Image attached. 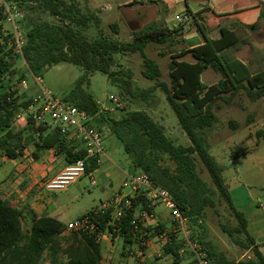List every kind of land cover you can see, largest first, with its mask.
I'll use <instances>...</instances> for the list:
<instances>
[{
	"label": "trees",
	"instance_id": "16d2710c",
	"mask_svg": "<svg viewBox=\"0 0 264 264\" xmlns=\"http://www.w3.org/2000/svg\"><path fill=\"white\" fill-rule=\"evenodd\" d=\"M5 2L18 10L23 5L43 8L62 20L59 24L39 22L27 30L22 59L36 77L60 63L81 67L82 76L63 100L93 117L100 113L97 99L88 89L93 74L101 72L112 78L116 75L112 70L115 55L140 53L144 61L143 75L149 80H155L157 87L166 93L167 101L191 143L188 146L176 145L165 134L162 126L143 111H132L120 119H109L111 133L121 141L125 153L132 159L135 171L146 173L159 187L170 192L180 209L190 219L193 240L201 246L214 264H264V254L248 231L245 214L234 205L223 176V167L206 147L203 136V131L217 121L213 104L218 99L231 100L241 90H245L252 100L264 97V70L252 73L243 61L224 57L225 51L238 45L240 41L236 31L221 28L220 38H206L203 45L189 50L195 59L193 63L178 60L185 52L178 56L173 55L169 64V85L159 80L162 74L160 65L147 55L146 48L150 43L172 45L171 40L177 30L164 25H149L134 31L132 40L128 42L104 37L90 39L84 31L91 21L95 20L99 24L100 19L94 14H82L79 10L75 12V6L68 4L67 0ZM20 11L22 12V9ZM261 16V13L257 14L255 21ZM3 19L1 7L0 151L9 159H16L24 154L29 144L34 143L35 158H38L41 152L52 149L65 154L69 163L86 158L82 143H68L59 130L35 126L31 116L28 118V125L33 127L30 128V134H24L27 130H15L13 127L15 117L28 109L34 99L21 102L11 85V75L14 73L12 59L21 56L14 50L12 34H3ZM247 25L254 27V24ZM112 27L116 28V25ZM203 35L206 37L204 32ZM208 67L222 73V79L212 85L203 83L201 74ZM7 76L10 78L6 80ZM22 79L23 76L19 80ZM142 93L149 91L141 92L139 96ZM225 93H229L227 98ZM104 121L103 117L98 120L96 118L93 125L100 129ZM196 154L207 168L214 187L200 176ZM164 155L169 157L174 166L162 162ZM238 156L235 152V157ZM99 165L93 158L86 159L87 173L96 171ZM218 196L228 203L236 219L235 225L221 224L222 230L237 246L245 250L253 249L255 258L229 260L210 242H206L207 228L204 223L207 211L215 209ZM140 199L141 203L138 202ZM133 201V205L127 208L125 214L117 221L116 231L112 226H107L112 217V209L100 214L96 222L103 229L108 228L115 236H120L125 244L139 246L142 239L150 240L152 230H158L157 235H162L167 226L163 223L147 228L142 226L139 232H135L131 224L132 219L140 210L145 209L147 203L143 196L135 197ZM139 203L140 209L136 210ZM31 216V226L25 230L23 211L0 198V264H42L45 259L51 264H100L102 256L99 242L77 233L66 235L65 225L55 218L38 216L34 212ZM182 247L180 239L174 236L166 237L162 255L172 257L170 264H180L183 258L180 255ZM188 264H192V261Z\"/></svg>",
	"mask_w": 264,
	"mask_h": 264
},
{
	"label": "rangeland",
	"instance_id": "374dc122",
	"mask_svg": "<svg viewBox=\"0 0 264 264\" xmlns=\"http://www.w3.org/2000/svg\"><path fill=\"white\" fill-rule=\"evenodd\" d=\"M205 1L67 0L68 4L75 6V12L79 10L82 14H94L100 19L99 24L93 20L85 29L84 33L90 39L104 37L128 42L132 40L134 31L149 25H164L177 30L172 37V45L165 44L163 46L150 43L146 48L147 55L160 65L162 74L159 80L169 85L170 50L179 54L181 50H187L191 45L203 41L204 35L203 32H200L201 30L204 29L211 36H217L222 26L227 27V29H235L240 39L238 45L225 51L224 57L243 61L255 73L263 71L264 21L261 22L260 19L255 21L254 18L246 20L245 16L241 17L237 14L226 13L222 16L213 12L205 13V7H203ZM21 9L19 10L20 16L16 17V24L24 38L25 32L36 23H62V20L43 8H31L23 5ZM188 12L192 13L189 20L180 21L177 19V16H183ZM63 22L67 21L63 20ZM2 23L4 24V35L12 34V26L5 19L2 20ZM114 24L116 28L112 27ZM247 24H254V28ZM161 52L164 55H161ZM184 59L192 60V57L187 55ZM12 61L14 73L11 75L12 83H10L16 90V95L20 97L21 102H27L32 98L36 99L41 95V85L55 97L63 100L83 74V69L79 66L60 63L48 68L39 77H36L28 70L27 64L21 57L15 56ZM112 70L116 72L114 77L110 78L104 73L96 72L88 85L89 91L96 97L100 107V113L93 117V122H96V118L97 120L101 117L105 118L100 126L104 135L105 156L102 158V165L99 170L93 174L97 185H91L88 176H84L63 191L48 192L44 185L41 187L46 192L47 199L52 200L53 205L65 213V221L75 220L76 217L99 208L102 203L109 199V195L123 187L127 178L126 174L129 171H135L132 159L125 153L121 141L111 133L109 119H120L129 112L143 111L162 126L165 134L176 145L188 146L191 143L181 128L176 113L167 101L166 93L157 87L155 80H149L143 75L144 61L140 53L127 52L115 55ZM22 76L23 79L19 80ZM222 77V73L208 67L202 74V81L207 85H212L221 80ZM9 78L7 76L6 80ZM38 80H41L42 84H39ZM23 81L27 82V88L22 86ZM148 91L149 93H142L139 96V93ZM228 94L225 93L224 96L227 98ZM213 110L217 116V121L212 127L203 131L205 145L223 167V176L234 205L245 214L248 220V231L255 238L264 254V97L252 100L245 90H241L231 100L218 99L213 104ZM30 112L26 109L15 117L13 121L15 130H27L24 134H30V128H33L28 125ZM34 150L35 146L32 143L24 151L29 162H34ZM235 152L239 155L237 158ZM195 158L200 176L214 187L207 168L197 154ZM162 162L174 166L166 155H164ZM12 164L13 160L0 151L1 199L11 197L10 193L13 190V186H11L13 185ZM27 170L28 172L31 171L30 168ZM135 172L141 171L136 170ZM107 173H110V177H107ZM40 183L37 182V185L39 186ZM125 189L129 190L130 187ZM156 213L172 223L170 212L164 204H157ZM22 221L24 229L28 230L31 226L30 219L23 216ZM151 222V219L146 218L143 221V227L147 228L148 223L150 226H154V223ZM204 224L207 228L206 242H210L217 251L225 254L229 260L239 261L255 258L253 249L245 250L237 246L222 230L221 224L235 225L236 219L228 203L221 196L217 197L215 209L207 211ZM171 228L167 227L170 230ZM157 231L152 230L150 233L151 242L145 250L147 254L145 259H138L137 255H132V257L130 255L131 258H129V254L124 257L122 253L123 241L118 239L114 242L116 252L114 261L117 264H125L124 258H128L127 264H141L143 260H146V264H170L172 257L162 255L161 246L166 236L164 239H159L160 235H157ZM70 234L72 233L66 235ZM139 256L143 255L140 254ZM182 257L180 264H188L192 261L188 252ZM42 264L51 263L45 259Z\"/></svg>",
	"mask_w": 264,
	"mask_h": 264
},
{
	"label": "built area",
	"instance_id": "2783aa9c",
	"mask_svg": "<svg viewBox=\"0 0 264 264\" xmlns=\"http://www.w3.org/2000/svg\"><path fill=\"white\" fill-rule=\"evenodd\" d=\"M0 3L3 7L4 19L13 28L14 50L22 58L25 38L20 34L16 24V17L20 16L21 12L17 8H13L5 0H0ZM191 16L192 13L188 12V14L183 16H177V19L180 21L189 20ZM4 33L5 31L3 30ZM38 82L42 84L41 80H38ZM22 86L27 88V82L23 81ZM41 88L42 94L34 99L33 104L28 108L31 111V115L29 116L32 117L35 126L57 129L66 137L68 143L80 142L86 150V158L69 163L58 175L46 181L43 184L44 188L49 192L63 191L84 176H88L91 185H97V181L93 175L94 172L87 173L86 159L93 158L97 164L102 163V158L105 156L103 132L93 125V116L89 115L86 111L80 110L64 100L55 97L42 85ZM129 182L132 192L137 196H143V200L147 203L146 208L139 211L132 219L131 224L135 232H139L146 218L155 216L157 204H164L170 212L172 223L169 227L172 228L171 230L166 229L161 238L174 236L176 239H180L183 243L180 255L184 256L188 252L191 255L192 264H214L202 250L201 246L193 240L190 219L180 209L168 190L159 187L146 173L129 176ZM132 198L133 196L131 195L123 194L111 196L99 208L97 207L91 212L66 224L64 233L86 235L96 242H100L105 232L110 230L108 228L103 229L98 225L96 222L97 217L112 209V217L107 226H112L116 231L118 229L117 221L125 214L126 209L133 205ZM147 245L148 241L142 239L139 247L142 249Z\"/></svg>",
	"mask_w": 264,
	"mask_h": 264
},
{
	"label": "crops",
	"instance_id": "0c3cea01",
	"mask_svg": "<svg viewBox=\"0 0 264 264\" xmlns=\"http://www.w3.org/2000/svg\"><path fill=\"white\" fill-rule=\"evenodd\" d=\"M227 5V6H225ZM203 7H205L204 12H210V13H215L218 15L224 16L226 13L229 14H237L242 16H245L244 18L247 19H253L257 14H262L260 21H264V0H206L205 5L203 3ZM192 9V8H191ZM248 16V17H247ZM235 23H237L235 21ZM243 27H246L242 24H240ZM221 28H227L225 26H222ZM254 28V27H251ZM204 30V29H203ZM232 30V29H230ZM236 31L235 29H233ZM202 32V31H200ZM206 34V37L203 36V41L195 43L194 45H191L190 48L187 50H181V52L175 53L174 51L170 50L171 54V60L172 56L176 54L175 56H178L182 53L185 52L183 56L178 58L180 61H187V62H195V59L192 57V54L189 53L188 51L193 49L196 46L203 45L206 41V38L210 39H218L221 36V32L219 30V33L217 36H211L205 31H203ZM240 43V41H239ZM157 44V43H156ZM163 45V44H161ZM164 46V45H163ZM164 52V51H163ZM163 52H161V55H164ZM178 54V55H177ZM191 55L192 60H186L184 59L185 56ZM250 68V67H249ZM208 69V68H207ZM206 70V69H205ZM204 70V71H205ZM203 71V72H204ZM252 73H255L251 71ZM203 74V73H202ZM202 74H201V79H202ZM203 82V81H202ZM204 83V82H203ZM206 84V83H205ZM207 85V84H206ZM34 156V153H33ZM32 156V157H33ZM27 156L25 153L16 158V159H11L13 160L12 164V175L11 178L13 180V190L10 193L11 197L4 198L3 200L7 201L11 206L20 209L23 211V216H26L27 219H30V222H32V216L31 213L34 212L38 216H46V217H52L61 222L66 226L69 222L73 220H67L65 221L66 215L64 212L60 210V208L54 206L53 201L47 199L45 196V191L41 188L43 184L54 178L56 175H58L68 164L69 162L67 161V158L65 154L58 152L57 150H48L44 154L41 152L39 154L38 158H34V162H29ZM31 164V165H30ZM102 164L99 165V168ZM27 168H30L31 171L28 172ZM99 168L96 170L98 171ZM94 171V172H96ZM28 172V173H27ZM14 173V175H13ZM135 173L133 170L132 172L129 171L126 175L127 178L123 184V187L121 189H118L111 195H118V194H123V195H131L133 198L139 197L137 196L134 192H132V189L130 187V182H129V176H132ZM137 173V172H136ZM107 177H110V173H107ZM29 180V181H27ZM12 182V181H11ZM37 182L40 185H37ZM129 190H126L125 188H129ZM46 190V189H45ZM47 191V190H46ZM49 192V191H48ZM9 195V194H8ZM111 195H109L111 197ZM136 195V196H135ZM109 197V198H110ZM142 197V196H141ZM132 198V203H134ZM138 202H142V199H140ZM140 203L136 206V210L140 209ZM146 208V207H145ZM141 211V210H140ZM84 215V214H83ZM82 215L76 217L79 218ZM151 219V223H154L153 225L156 226L157 224L163 223L167 227L171 225V223L164 218H161L158 213L155 214L152 218H147ZM28 221V220H27ZM144 226V224H143ZM150 226V223H148V226ZM152 227V226H150ZM161 238V235L159 236V239ZM122 240L123 239L120 236H115L113 232L107 231L105 232L104 237L102 240L99 242L100 243V248H101V262L100 264H117V262L114 261L115 257V250H114V242L117 240ZM151 240H148V245L141 249L138 245H127L123 241V256L126 257L129 254V258L135 255H137L138 259H145L147 254L145 253V250L148 248ZM164 243V240H163ZM257 244V242H256ZM163 246V245H162ZM161 246V248H162ZM259 247V245L257 244ZM260 249V248H259ZM262 252V250H260ZM263 253V252H262ZM142 254L143 256H139ZM131 255V257H130ZM128 262V258H124ZM142 259V260H143ZM125 261V264L127 262ZM146 260H143L141 264H146Z\"/></svg>",
	"mask_w": 264,
	"mask_h": 264
}]
</instances>
